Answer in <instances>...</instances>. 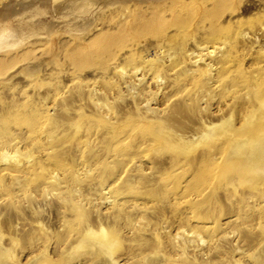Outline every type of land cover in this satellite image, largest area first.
Here are the masks:
<instances>
[{
  "label": "rangeland",
  "instance_id": "374dc122",
  "mask_svg": "<svg viewBox=\"0 0 264 264\" xmlns=\"http://www.w3.org/2000/svg\"><path fill=\"white\" fill-rule=\"evenodd\" d=\"M263 136L264 0H0V264H259Z\"/></svg>",
  "mask_w": 264,
  "mask_h": 264
},
{
  "label": "bare ground",
  "instance_id": "6f19581e",
  "mask_svg": "<svg viewBox=\"0 0 264 264\" xmlns=\"http://www.w3.org/2000/svg\"><path fill=\"white\" fill-rule=\"evenodd\" d=\"M246 171L254 173L257 177L264 179V136L254 144L252 157L250 158ZM87 233L88 235L96 234L91 230ZM96 235H100L102 237L108 236L103 228H101ZM259 264H264V260L259 262Z\"/></svg>",
  "mask_w": 264,
  "mask_h": 264
}]
</instances>
